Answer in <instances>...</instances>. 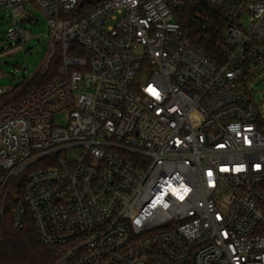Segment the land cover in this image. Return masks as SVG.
<instances>
[{"label": "built area", "instance_id": "2783aa9c", "mask_svg": "<svg viewBox=\"0 0 264 264\" xmlns=\"http://www.w3.org/2000/svg\"><path fill=\"white\" fill-rule=\"evenodd\" d=\"M201 1L221 60L175 19ZM34 9L48 78L0 85V239L8 214L53 264H264V0H0V58Z\"/></svg>", "mask_w": 264, "mask_h": 264}, {"label": "trees", "instance_id": "16d2710c", "mask_svg": "<svg viewBox=\"0 0 264 264\" xmlns=\"http://www.w3.org/2000/svg\"><path fill=\"white\" fill-rule=\"evenodd\" d=\"M174 16L188 38L209 58L222 59V32L227 21L219 7L201 1L178 8ZM32 86L28 84L23 92ZM53 261L54 253L42 242L30 217L22 229L14 230L8 214L5 215L0 264H53Z\"/></svg>", "mask_w": 264, "mask_h": 264}, {"label": "rangeland", "instance_id": "374dc122", "mask_svg": "<svg viewBox=\"0 0 264 264\" xmlns=\"http://www.w3.org/2000/svg\"><path fill=\"white\" fill-rule=\"evenodd\" d=\"M8 11H0V51L8 44L5 37V31L11 26ZM34 20L19 23L20 26L25 27L30 31L31 35H41V39L38 41L36 37L29 39L23 45V49L15 52L10 56H4L0 58V68L3 72L9 74L11 71L24 70L25 80L29 79L35 74V80L38 83H42L47 80L48 76L40 77L37 72L39 65L47 51L49 39L46 35V25L42 18L41 13L37 10H33ZM13 81V78L9 75L0 78V85L7 86ZM264 96V89H262V95ZM54 121L62 124L66 122L63 114L55 115ZM66 153H72V151H65ZM32 168V167H31Z\"/></svg>", "mask_w": 264, "mask_h": 264}]
</instances>
